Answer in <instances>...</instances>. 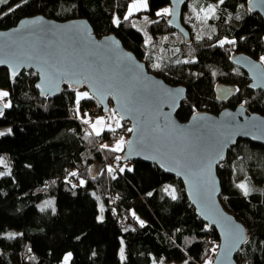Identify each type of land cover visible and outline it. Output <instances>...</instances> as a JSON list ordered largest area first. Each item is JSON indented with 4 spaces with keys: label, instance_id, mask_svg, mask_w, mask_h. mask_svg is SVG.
<instances>
[{
    "label": "trees",
    "instance_id": "trees-1",
    "mask_svg": "<svg viewBox=\"0 0 264 264\" xmlns=\"http://www.w3.org/2000/svg\"><path fill=\"white\" fill-rule=\"evenodd\" d=\"M211 1L198 0V5L207 6ZM19 2L0 3V11H7ZM128 2L29 0L0 19V29L35 14L57 20L84 17L96 34L114 33L147 64L149 71L166 82L187 87V98L177 112L180 120L189 118L194 112L193 105L196 111L218 113L223 107H235L244 100L248 101L244 104L248 111L264 115V91L249 89L247 74L229 61L233 50L256 58L264 55V20L258 13L246 11L245 0H226L222 6L225 10L217 12L220 18L210 19L208 26L199 32H194L182 16L190 32L189 40L167 25V17L155 16L157 10L169 6L168 1L149 0L150 10L131 18L136 24V17L141 16L157 21L147 26L148 34L154 38L153 45L147 48L140 26L133 28L127 21L120 27L112 24L113 14H120L122 18ZM241 3H245L244 9L238 7ZM236 15L241 19L237 20ZM197 34L204 38L196 39ZM165 36L167 40L162 39ZM224 36L236 38L237 45L212 47ZM146 52H150L151 59L145 58ZM156 54L162 58L160 69L151 66L156 62ZM178 59L196 62L177 64ZM36 80L37 73L26 69L13 82L7 70L0 68V89L10 91L11 96L6 99L13 103L0 117V131L12 129L11 135L0 137V155L8 159L12 171L11 176L0 177V234L23 233L15 239L0 235V264H61L68 251L74 254L71 264H121L118 256L121 238L128 256L124 264H151L153 256L178 262L191 257V264L213 260L216 251L210 249L218 245V234L214 228L205 229L206 223L189 202L181 180L143 160H122L121 165L127 164L134 171L116 173L117 178L112 179L107 166L115 165L114 157L121 152L100 148L101 144L111 141V134L104 131L99 137L85 139L88 129L74 114L75 90L64 86L55 97L42 98L35 87ZM217 82L234 84L240 91L222 103L214 93ZM95 102V99L81 101L82 110L91 109ZM98 112H103L101 107ZM122 123L129 126L128 122ZM92 165L100 167L96 175L89 173ZM0 171L7 169L0 165ZM71 171L80 173L79 177L72 178L76 188L65 182V176ZM217 174L220 201L245 225L249 235L236 254L238 264H264V144L238 139L218 165ZM81 178L87 181L84 186L79 185ZM245 179L253 189L247 197L235 186ZM166 185L176 189V200L163 191ZM148 192L153 195L148 196ZM97 197L105 207L103 221L97 220L100 213ZM46 199L54 200V205L41 211L38 203ZM130 210H135L145 221L143 227L129 214ZM125 227L129 228L128 232L123 231ZM77 236L81 238L77 240ZM93 251L97 253L95 257L91 255ZM29 256L35 259L29 260Z\"/></svg>",
    "mask_w": 264,
    "mask_h": 264
},
{
    "label": "snow or ice",
    "instance_id": "snow-or-ice-1",
    "mask_svg": "<svg viewBox=\"0 0 264 264\" xmlns=\"http://www.w3.org/2000/svg\"><path fill=\"white\" fill-rule=\"evenodd\" d=\"M7 0H0V3H6ZM184 0H172V5H176L177 3H183ZM29 0H20L19 3H16L14 6L9 7L7 11H0V19L8 16L10 13L16 11L17 9L23 7L28 4ZM247 4L246 11L251 13L255 10L256 7H261L264 10V0H259V5L254 3V0H245ZM245 3H241L238 5L239 8L244 9ZM226 5V0H216V3H208L206 7L201 6L199 10L195 4L192 6L193 14L196 19L201 21L203 24H207L210 19H219L220 17L217 15L218 11H224L225 9L222 6ZM150 5L149 0H129L126 5V9L122 15L113 14L112 24L116 27H120L124 22H130L133 28L137 27V24L132 21V17L142 11H149ZM176 8L174 6H166L160 8L155 12V16L157 17H167V16H175ZM231 19V14L228 16ZM237 20L241 19L240 15H236ZM143 20L147 23H156L155 20H150L148 16H144ZM168 23H172L171 20ZM21 25L23 29H27L29 35H35L36 33L43 32H52L55 29V34L64 35L69 37L72 40L80 42L82 44L87 45V27L77 25L73 23L72 25H62L56 26L52 25L51 27H46L47 22L43 20L42 17H38L35 19H29L21 21ZM193 28L196 25L192 26ZM143 31L145 36L144 46L147 48L148 46L153 45V37L148 34L147 31L140 29ZM214 32L215 29L213 28ZM13 34L21 32V28H16L12 30ZM0 35L8 37V33H0ZM204 36L202 34H197L196 39L201 40ZM211 38V36H209ZM111 37H106L105 40H111ZM162 39L167 40L168 37L165 36ZM241 40L246 39V37H240ZM12 43L15 41L11 40L9 37L8 41L4 46H0V65H8L9 67V79L15 82L16 78L21 74V69L30 68L33 64H38L40 66V72L43 77L42 82L36 84V87L42 89L41 95H47L50 89L59 90V83L63 80L65 83L72 81V84L83 85L87 84L91 89L92 93L89 91H80L75 90V112L77 119H80L84 124H88L90 126L91 131H86L85 139H89V137L95 135L97 137L101 136L104 131H108L109 133L115 134L117 130L123 129L125 126L122 121L125 119V116H132L134 112H138L141 115H145L144 124L146 127H150L149 140L148 143L151 145L152 149L161 154L164 162L175 164L177 167L181 168L183 171L178 172V175L184 174L185 179L188 181L189 185L193 189V196L196 199H199L200 202L204 205V207L208 211V215L205 212H201V215L205 216V219H208L210 222L206 224L204 227L206 230H210L213 224H220L224 229V252L221 253L222 257H226L229 252L233 249L239 248L240 244L247 242V237L244 234V229L240 225L233 224L231 222V218L224 217L222 214L215 212L214 210V195L216 193L215 188V180L212 177V168L213 165L218 163L219 160L223 159V147L227 142L224 137H221L216 143L218 147H209V146H201L199 150L187 151L189 148H193L194 142L201 139L198 135L199 127L194 130H183L177 129L169 120L168 114L163 113L160 110V106L164 102L165 97H170L173 94L168 90L163 89L161 87H157L155 85L149 86L144 83V80L141 79V74L143 73L144 65L135 64L132 61L130 54H125L127 59L130 61L129 63H123L119 60V57L113 55L114 49L111 46L105 44L104 48L101 49L100 45H96L95 48H91L88 51L87 58H82V60L76 64L75 66L66 65L60 61L54 60L51 57V54L46 52H41L38 47L27 46L22 47L17 45L19 51L9 50L5 51L6 47H10ZM95 44V42H92ZM238 43L236 38H229L228 36H224L223 38H218L216 43L212 45V47H220L224 48L225 45L236 46ZM231 51V49H227ZM176 52H179L180 49H175ZM99 52H103L105 54V60L108 64L114 65L118 68V71L109 72L108 70L101 71L96 67V57ZM146 59H151L150 52L145 53ZM230 58H233L230 56ZM162 58H157V62L153 63L151 66L156 69H160L162 64L160 62ZM246 65L250 67V70L257 76L258 79L264 80V55L259 56L258 62L248 61L246 58H243ZM195 59L192 60H176L175 63L180 64H188L195 63ZM239 62V61H237ZM122 64V67L120 66ZM103 68V66H101ZM139 70V73L137 72ZM34 74V73H33ZM197 75V74H193ZM71 86V84H70ZM260 84H253L251 87H260ZM236 92H239L240 89L236 88ZM97 94L101 96V99L105 95H115L117 98V107H113L111 109H106L108 115L97 116L95 120L92 119L91 114L84 112L81 114V101L84 100H93L96 99ZM11 96L10 91L0 89V117H3L5 114V109H10L13 107V103L11 99H6ZM140 98L147 99L151 102L155 103V111L158 116H163L165 122V126L163 128L160 127V123L158 122L157 116H152L150 113H147V110H142L139 106H137V101ZM248 101L244 100L241 102V108H243L244 104H247ZM193 111L196 112L195 105L192 106ZM242 114V113H241ZM227 116H231L230 113H226ZM198 120L203 119L202 116L197 115ZM134 120L138 118L133 116ZM234 117L232 120L234 121ZM256 118L253 117V120ZM221 127H227V124L221 125ZM253 127H256L253 124ZM129 133L141 132V124L136 122L132 127L126 129ZM12 129L8 128L5 131H0V137L11 135ZM247 134V133H246ZM143 140V135L140 137ZM230 139V135L228 137ZM183 141V146L178 144V141ZM127 143L129 147V155L135 151V144L133 141H126L125 137L120 136L116 139L115 143L111 146L107 143L101 144L100 148L107 149L112 153H120L123 152L124 146ZM169 145H177L178 151H164L161 153V149H168ZM137 154H140L137 152ZM129 158L128 155L121 156L116 155L114 157L115 165H108L107 172L112 176V179H116V173H124L125 170L128 172L134 171L133 167H129L127 164L121 165L122 160H127ZM145 159H153L157 160V156H149L145 157ZM0 165L4 166L7 171H0V177L11 176L12 171L9 167V161L6 157L0 155ZM164 164L161 163V167ZM223 167V165H220ZM30 167V165H29ZM174 170V169H168ZM80 173L78 171L68 172L65 176V182L71 184L72 188H76L77 184L72 183V178L79 177ZM95 179V177H93ZM52 183H55L53 181ZM87 183L83 178L79 179V185L84 186ZM237 188L241 189L243 195L247 197L252 188L249 187V181L247 179L241 181L240 183L235 185ZM163 191L167 193L173 200H176L178 197L176 195V189L171 185H166L163 188ZM75 195V193H73ZM95 196V193H92ZM148 196H152V192L147 193ZM227 199V197H224ZM99 200V197H97ZM119 199V196L116 197ZM113 203L115 200L112 201ZM195 202V201H194ZM54 201H46L43 206H41V211H44L45 208L51 207ZM53 211L55 209L53 208ZM105 211V207L103 203L99 205L100 215L97 216L98 221H103L104 216L103 213ZM112 212L115 213L116 210L112 209ZM133 219L138 221L141 227L145 225V221L141 220L139 216H137L135 210H130L129 213ZM219 215L220 219H215L214 217ZM127 218V217H125ZM135 231V229H132ZM124 232H128L129 228H123ZM177 232L180 229H176ZM7 239H15L18 236H23V233L16 232H8L2 233ZM81 237L77 236L76 239L79 240ZM264 243V242H262ZM120 248L118 251L119 260L121 264L128 259L126 255V250L124 246V240L121 238L120 240ZM218 247L221 245H214L210 251L215 252ZM28 252H31V247H28ZM73 253L71 251L66 252L61 260V264H71L73 260ZM93 257L97 255L95 251L91 253ZM29 260L35 259L33 256L28 257ZM192 258L189 257L183 261V264H191ZM151 264H165V258L160 257L159 260L153 256ZM204 264H214L212 259H206Z\"/></svg>",
    "mask_w": 264,
    "mask_h": 264
},
{
    "label": "water",
    "instance_id": "water-1",
    "mask_svg": "<svg viewBox=\"0 0 264 264\" xmlns=\"http://www.w3.org/2000/svg\"><path fill=\"white\" fill-rule=\"evenodd\" d=\"M169 3V6H174L176 8V15L175 16H167L166 23L167 25L178 31L185 40L190 39V32L187 29V27L182 22V11L188 0H184L183 3H177L176 5H172V0H167ZM254 3L259 5V0H254ZM258 13L264 20V10L261 9V7H256L254 11ZM38 17H42L45 22H47L46 27H51L52 25L56 26H62V25H72L73 23L80 25L81 27L86 26L88 35L86 37L87 39V45L82 44L80 42H77L75 40L70 39L67 36L55 34V29H53L52 32H43V33H36L35 35H29L27 29H23L21 25V21L29 20V19H35ZM171 20L172 23H168V21ZM21 28V32L13 34L12 30L16 28ZM0 33H8L9 36L5 37L0 35V46H4L5 43L8 41L9 37L11 40L15 41V43H12L10 47H6L5 51L9 50H15L19 51V48L17 45H20L22 47H27L29 45L38 47V49L41 52H46L51 54L52 59L60 61L66 65H72L75 66L78 64L82 58H87L88 51L91 48H95L96 45H100V48L103 49L105 44L111 46L112 49H114L113 55L116 57H119V60L123 63H129L130 61L127 59V56L125 54H130L133 63L135 64H142L144 65L143 73L141 74V79L144 80V83L148 84L149 86H157L161 87L163 89L168 90L173 95L170 97H165L164 102L160 106V110L168 114L170 122L177 128V129H183V130H194L195 128L199 127V133L198 135L201 137L200 140L195 141L193 148L187 149V151L192 150H199V147L201 146H209V147H218L217 141L224 137L226 139V143L223 147V159L219 160L218 163L213 165L212 168V177L215 180V188L216 193L214 195V210L215 212L222 214L224 217L231 218V222L236 225H240L244 229V234L247 237L248 240V231L245 225L240 222L234 214L229 212L225 209L224 205L219 199V195L221 193V185L219 176L217 174V167L218 165L226 158L228 150L235 145L238 139H248L253 142L264 144V115L259 112H252L248 111L246 107L243 105V108H241V103H239L235 107L225 106L223 107L218 113H213L206 110H198L196 112H193L187 120H180L177 117V112L182 104L187 98V87L182 84H172L169 82H166L162 77L157 76L156 74L152 73L148 70V67L146 63L139 59L135 53L131 50H129L127 47L124 46L122 41L114 34V33H108L103 35H98L93 29L92 24L87 18L84 17H75V18H69L66 20H57L52 17L45 16L43 14H35L31 16H24L21 19L18 20V22L8 28L0 29ZM106 37H111V40H105ZM95 42L93 44L92 42ZM233 57V58H230ZM229 56V61L234 66H237L241 68L248 76L249 82L247 83V87L252 90H263L264 91V80H260L257 78V76L250 70V67L246 65L243 58H246L248 61L251 62H258V58L239 50H233L231 51ZM239 61V62H237ZM103 66V68H101ZM122 67V64L120 65ZM96 67L100 69L101 71H104L105 69L109 72L112 71H118L119 69L116 68L114 65L108 64L105 60V54L103 52H99L96 57ZM0 68H5L7 72L9 73V67L8 65H0ZM33 70L37 73V80L36 84L42 82V75L40 72V66L38 64H33L30 68H23L21 69V72L23 70ZM139 73V70H137ZM9 76V75H8ZM71 84V86H70ZM253 84H260V87H251ZM64 86H68L72 90L82 89L85 88L87 91L92 93V89L87 85H78V84H72V81H69L68 83H65L63 80L59 83V90L50 89L48 91L47 95H41L42 89L38 90L40 96L42 98H53L56 95L60 94ZM237 87L234 84H226L222 82H217L214 86V93L217 98L222 103H227L234 95H236V89ZM97 103L102 107V110L104 113H107L106 109H111L113 107H117V98L115 95H105L101 99V96L97 94L96 99ZM137 106H139L142 110H147V113H150L152 116H157L158 122L160 123V127L163 128L165 126V120L163 116H158L157 112L155 111V103L151 102L147 99L140 98L137 101ZM226 113H230L231 116H227ZM242 113V114H241ZM197 115L202 116L203 119L198 120L196 117ZM133 116H136L138 119L134 120ZM232 117H234V121L232 120ZM253 117L256 119L253 120ZM124 122H128L130 127L133 126L134 123L139 122L141 124V132L136 133H129L127 141L131 140L135 144V151H133L129 155V147L127 143L124 146V150L121 153V156L128 155L129 158L127 161H133V160H143L152 164H155L158 166L162 171L178 177L183 186L185 193L187 195V198L191 205L195 208L196 213L199 215V217L203 220L204 223L208 224L210 221L208 219H205L204 215H201V212H205L206 215H208L207 209L204 207V205L200 202L199 199H196L193 196V189L189 185L188 181L185 179V175L181 174L178 175V172H182L183 170L179 167H177L175 164L164 162L162 159L161 154L156 153L151 145L148 143L149 140V133H150V127H146L144 124L145 121V115H141L138 112H134L132 116H125ZM227 124V127H221V125ZM253 124L256 125V127H253ZM247 133V134H246ZM143 135V140L140 139V137ZM230 135V139H228ZM183 141H178V144L183 146ZM178 151L177 145H169L168 149H161V153L164 151ZM139 152L140 154H137ZM157 156V160L153 159H145V157L149 156ZM161 163L164 164L163 167H161ZM174 169V170H168V169ZM100 170V167L92 165L90 167L89 173L91 175H96L97 172ZM195 201V202H194ZM215 219H220V216L217 215L214 217ZM212 228H214L218 234V245H221V247H218L216 250V253L213 257L214 264H238L236 260V254L239 253L241 247L244 243L240 244L239 248L233 249L226 257H222L221 253L225 251L223 248L224 245V229L220 224H213ZM246 243V242H245ZM25 264V263H22Z\"/></svg>",
    "mask_w": 264,
    "mask_h": 264
},
{
    "label": "rangeland",
    "instance_id": "rangeland-1",
    "mask_svg": "<svg viewBox=\"0 0 264 264\" xmlns=\"http://www.w3.org/2000/svg\"><path fill=\"white\" fill-rule=\"evenodd\" d=\"M211 3H216V0H212ZM193 4L196 5L197 10H199V8L201 6H204V5H198V0H189V3L186 5V8L184 9V12H183V19L185 21L189 22L191 26L196 25V27L195 28L192 27V29L194 30V32H199V31L203 30L204 28H206L208 26V22L209 21L205 25L201 21H199V20L196 19L195 15L193 14V11H192ZM204 7H206V6H204ZM143 17L144 16L136 17V22H137V25L140 26L141 29L147 31L148 30V27L147 26L149 25V23L145 22L143 20ZM155 61L157 62V54H156V57H155ZM77 90L85 91L86 89L85 88L84 89L82 88V89H77ZM92 107H94L96 109L97 113L92 114L91 111H90V109L82 110V108H81V114H83L84 112H87V113L91 114V117H92L93 120H95V118L97 116H101V115L107 116L108 115V113L98 112V111H100V107L101 106L97 103V101L95 103H93V106ZM85 126L88 128L89 131H91L90 126L88 124H85ZM124 126H125L123 128L124 131L122 129H119V130H117V132L115 134L110 133L111 134V137H110L111 141H110V144H109L110 146L112 144H114L115 141H116V139H118L120 136L125 137V140L127 141L129 132H127L126 129L129 128L130 125L129 126L124 125ZM50 200L51 201H54L52 199L41 200L38 203V206L41 208V206H43L46 201H50ZM98 204L99 205L101 204L100 200H98ZM53 205H54V203H53ZM99 215H100V213H99ZM165 264H183V261L178 262V261H176L174 259H165Z\"/></svg>",
    "mask_w": 264,
    "mask_h": 264
},
{
    "label": "built area",
    "instance_id": "built-area-1",
    "mask_svg": "<svg viewBox=\"0 0 264 264\" xmlns=\"http://www.w3.org/2000/svg\"><path fill=\"white\" fill-rule=\"evenodd\" d=\"M90 111L92 112H95L96 111V109L94 108V107H92L91 109H90ZM108 144H110V141H108Z\"/></svg>",
    "mask_w": 264,
    "mask_h": 264
},
{
    "label": "flooded vegetation",
    "instance_id": "flooded-vegetation-1",
    "mask_svg": "<svg viewBox=\"0 0 264 264\" xmlns=\"http://www.w3.org/2000/svg\"><path fill=\"white\" fill-rule=\"evenodd\" d=\"M183 12H184V8H183V11H182V16H183ZM182 19V18H181ZM184 20V19H183ZM183 20H182V22H183ZM184 24V23H183ZM188 29V28H187Z\"/></svg>",
    "mask_w": 264,
    "mask_h": 264
}]
</instances>
